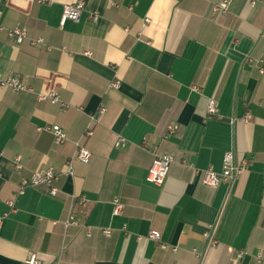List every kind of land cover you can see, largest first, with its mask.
Listing matches in <instances>:
<instances>
[{"label":"crops","instance_id":"1","mask_svg":"<svg viewBox=\"0 0 264 264\" xmlns=\"http://www.w3.org/2000/svg\"><path fill=\"white\" fill-rule=\"evenodd\" d=\"M221 1L0 0V73L28 87L0 86V264H264V3ZM227 151L243 172L203 183ZM155 154L175 157L162 185L147 180ZM48 168L56 194L22 185Z\"/></svg>","mask_w":264,"mask_h":264},{"label":"built area","instance_id":"2","mask_svg":"<svg viewBox=\"0 0 264 264\" xmlns=\"http://www.w3.org/2000/svg\"><path fill=\"white\" fill-rule=\"evenodd\" d=\"M40 3H45L48 0H37ZM250 6H256L259 3H264V0H248ZM229 6V0L221 1L217 6L216 9L219 11H226ZM85 8L84 1H78L76 3L65 4L62 14V23H64L67 19H72L74 21H78L81 17V14ZM1 17V11H0ZM95 18L97 16L95 15ZM2 29L3 27L0 26ZM9 34L13 36L17 43H21L27 37V29L25 27H14L8 30ZM42 39L38 38L32 41V43L41 42ZM261 71H264L262 69ZM0 86L4 88L11 89L13 91H23L27 90L28 87L25 83H23L19 78L8 76L5 77L0 73ZM40 99L50 98L52 102L61 101L57 94L45 95L40 94ZM62 106L66 107L67 103L62 102ZM207 111L209 114H216L218 111L217 103L214 99H210L208 102ZM250 114L246 115V118H250ZM94 120V118H92ZM178 128L177 124H171L168 127L169 132H174ZM49 130L52 131L54 135V141L57 144L64 142L67 139L66 133L59 125H53L48 127ZM93 134L92 124L87 127L84 133V137L91 136ZM124 138H120L117 144L123 143ZM91 157V151L80 142L78 143V149L75 154V159H78L83 162H88ZM175 161V157L172 154H155L153 159L152 165L150 166L147 174V180L155 185H162L169 174L170 167L172 163ZM247 164V160L242 158L238 159L233 151H227L223 157V164L222 170L220 172H216L212 169H207L202 171V182L210 185V186H217L222 182L231 183L234 181L245 169ZM17 167H21L20 163H17ZM67 172L73 173V165L72 161H68L67 163ZM57 179V174L53 168H48L45 171H35L30 179L23 177L22 178V185H35L39 183H48L50 185V193L56 194L58 188L53 184V182ZM123 208V203H121L118 199L114 201V214H118L121 212ZM71 214L69 219L66 221V224H70L75 221V217ZM2 226V217H0V229ZM106 233L109 234L110 231L106 230ZM206 237H210V232L205 233ZM148 237L159 241L161 237L160 231L156 229H152L148 233ZM215 243V241H213ZM165 247V245H162ZM176 250V249H174ZM242 253H240V256ZM26 264H42L41 258L36 253H31V255L26 260Z\"/></svg>","mask_w":264,"mask_h":264}]
</instances>
